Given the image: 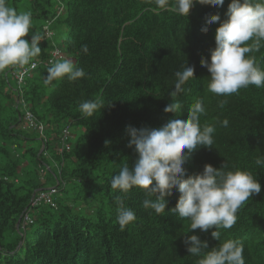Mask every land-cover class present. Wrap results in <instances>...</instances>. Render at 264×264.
<instances>
[{
    "label": "trees",
    "instance_id": "16d2710c",
    "mask_svg": "<svg viewBox=\"0 0 264 264\" xmlns=\"http://www.w3.org/2000/svg\"><path fill=\"white\" fill-rule=\"evenodd\" d=\"M8 3L31 13L30 34L43 41L32 61L37 67L22 79L17 66L0 72V264H197L200 257L186 251L187 235H198L209 249L239 240L245 264H264V166L255 164L264 157V87L218 96L208 90L209 73L200 65L219 26L204 18L218 14L225 20L230 0L220 8L195 4L187 18L171 7L158 9L155 0ZM85 44L87 54L81 51ZM248 55L264 69V47ZM61 59L84 68L85 77L45 85L50 62ZM185 64L194 68V79L183 85L175 116L186 118L200 99L206 109L201 126L216 129L212 148L201 147L184 166L188 174L224 163L226 171L252 172L261 184L260 194L238 210L236 223L219 229L220 241L211 237L214 228L190 232V221L170 210L175 189L165 197V211L156 214L142 206L144 190L121 194L110 186L112 176L136 159L125 127L157 128L174 118L163 110L174 74ZM97 98L104 101L102 110L92 116L79 110L81 102ZM116 195L136 215L124 228L117 223Z\"/></svg>",
    "mask_w": 264,
    "mask_h": 264
},
{
    "label": "clouds",
    "instance_id": "9594fccd",
    "mask_svg": "<svg viewBox=\"0 0 264 264\" xmlns=\"http://www.w3.org/2000/svg\"><path fill=\"white\" fill-rule=\"evenodd\" d=\"M155 4L158 9L171 7L187 18L195 4L220 8L224 0H155ZM225 15L227 18L223 21L218 14L204 18L206 25L219 22V26L214 33L215 46L209 50L207 59L201 57L200 65L209 73L208 90L226 97L250 85L264 87V69L257 65L255 57L248 55L264 47V0H230ZM31 29L30 12H17L8 0H0V72L17 66L23 69L16 73L22 79L30 69L37 67L32 61L41 53L38 45L43 37L39 33L30 34ZM201 31L206 32L207 27H202ZM81 51L87 54L88 46L82 45ZM51 55L53 57V51ZM50 63L45 85L65 77L75 82L86 75L84 68L70 59ZM174 75V87L168 93L170 102L163 110L174 114V118L157 128L125 127L127 147L133 149L136 159L131 167L125 163L119 173L112 176L110 186L121 194L133 188L144 190L142 206L156 214L165 211V197L175 189L179 195L170 210L190 221V232L196 229L207 232L214 228L211 237L220 241L219 229H229L236 223L238 210L251 197L260 194L261 184L252 172L238 168L226 171L224 163L219 168L205 164L202 172L188 174L184 166L201 147L212 148L216 129L208 124L201 126L200 117L206 114V109L200 99L190 107L186 118L175 116L181 110L178 96L184 90L183 85L194 79V68L185 64ZM224 103L226 101H222L220 107ZM103 108L104 101L100 98L79 105V110L87 116ZM29 121L32 123L31 117ZM228 123L227 119L221 121L224 127ZM255 164L264 166V157H257ZM114 203L121 228L136 220L135 211L125 205L123 195H116ZM184 244L190 255L200 257L197 264H245L244 246L239 240L228 239L209 249L208 242L198 235H187Z\"/></svg>",
    "mask_w": 264,
    "mask_h": 264
}]
</instances>
